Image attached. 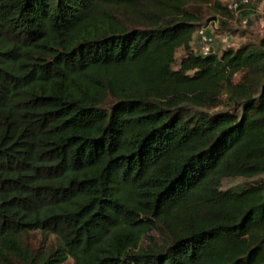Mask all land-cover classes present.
I'll return each instance as SVG.
<instances>
[{
  "label": "trees",
  "instance_id": "obj_1",
  "mask_svg": "<svg viewBox=\"0 0 264 264\" xmlns=\"http://www.w3.org/2000/svg\"><path fill=\"white\" fill-rule=\"evenodd\" d=\"M250 6L0 0V264H264V39L202 28Z\"/></svg>",
  "mask_w": 264,
  "mask_h": 264
},
{
  "label": "rangeland",
  "instance_id": "obj_2",
  "mask_svg": "<svg viewBox=\"0 0 264 264\" xmlns=\"http://www.w3.org/2000/svg\"><path fill=\"white\" fill-rule=\"evenodd\" d=\"M219 1L229 6L232 0H219ZM258 2L259 1L251 0V4H253V9L250 6V9L241 10V12L239 13L237 12L240 21H238L235 17L231 20L230 19L227 20V24H229V28L232 30V32L229 34H222L220 32V26L218 22L212 21L202 27L206 30L208 34H210L215 39L216 45L212 48V50H214L215 52H219L227 47L236 48L243 43L249 42L253 44L264 39V15L263 12L259 9V6L262 5V3L261 2L258 3ZM255 3L256 6H254ZM243 11L249 13L250 16V18L248 19V21H246L245 24L241 23V21H243L244 18L247 16L246 13L245 16L242 15L244 13ZM210 17H212V15L209 12H207L203 15L202 20L205 21ZM218 31L220 32V34L218 33ZM182 56H183V51L178 50L176 53V64L174 65V69H176L179 59ZM236 79H238V76L236 77ZM243 182H245L244 179L224 180L223 189L227 190ZM150 237L153 240L156 239L159 240L160 236H158L157 232L153 231L150 234ZM27 240L32 245H37L39 243L40 236L39 234H34L31 235V237H29ZM64 264H72V261L68 259Z\"/></svg>",
  "mask_w": 264,
  "mask_h": 264
},
{
  "label": "built area",
  "instance_id": "obj_3",
  "mask_svg": "<svg viewBox=\"0 0 264 264\" xmlns=\"http://www.w3.org/2000/svg\"><path fill=\"white\" fill-rule=\"evenodd\" d=\"M250 5V0H232L230 5H229V9L233 10V11H237L239 10L240 7H247ZM241 23L245 24L246 21L243 20ZM198 36H202V40L205 43L206 39L203 37V30H200L198 32ZM209 47L204 45L202 47V53L203 54H207Z\"/></svg>",
  "mask_w": 264,
  "mask_h": 264
},
{
  "label": "crops",
  "instance_id": "obj_4",
  "mask_svg": "<svg viewBox=\"0 0 264 264\" xmlns=\"http://www.w3.org/2000/svg\"><path fill=\"white\" fill-rule=\"evenodd\" d=\"M258 1L262 3V5L259 6V9L263 12V15H264V0H261V1L258 0Z\"/></svg>",
  "mask_w": 264,
  "mask_h": 264
}]
</instances>
